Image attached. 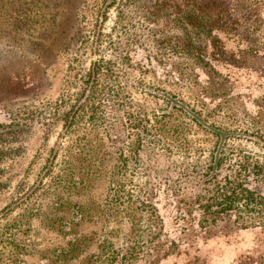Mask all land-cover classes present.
<instances>
[{"label": "rangeland", "instance_id": "1", "mask_svg": "<svg viewBox=\"0 0 264 264\" xmlns=\"http://www.w3.org/2000/svg\"><path fill=\"white\" fill-rule=\"evenodd\" d=\"M94 61L109 68L108 110L76 132L98 135L103 171L69 193L53 181ZM162 90L229 134L223 146ZM245 181L264 195V0H0V264H87L104 239L129 264H264L263 208L240 215L247 229L230 218L207 234L176 218L198 189ZM56 193L93 208L73 233L45 224L62 216ZM74 239L85 249L63 259Z\"/></svg>", "mask_w": 264, "mask_h": 264}, {"label": "trees", "instance_id": "2", "mask_svg": "<svg viewBox=\"0 0 264 264\" xmlns=\"http://www.w3.org/2000/svg\"><path fill=\"white\" fill-rule=\"evenodd\" d=\"M102 63L103 61H94L91 64L85 82L87 94L81 104L76 105V109L69 114L64 123L67 143L64 148L65 157L62 162V174L54 177L53 184L56 185L55 188L65 189L69 193H71L72 190H76V192L79 193L82 189L90 185L93 178H99L103 171L102 158H99L100 156L98 155V153H101V140L98 135L91 129H84L82 132H76L79 130L78 122L81 120L83 113H87L89 118H97L99 115H104L108 110V96L105 92H99L98 90V87L102 85L100 83L102 76H107V70H109V68ZM151 93L167 102V104L183 115L196 121L203 128L209 129L211 133L218 137L220 146H223L224 140L230 136L224 131L221 132L219 130H214L212 127L209 128V126L202 122L201 116L195 108L188 105L183 99L170 95L164 90ZM127 120H129V118H127ZM128 127L137 129V127L131 123L128 124ZM218 167L219 161L217 156H214L209 168L210 171L202 178L200 186L211 182L216 175ZM244 184H246V181L240 182V184L233 183L228 187L222 186L220 191H213L207 197L202 194L205 189L202 187L198 189L200 194H197V192L194 195L196 197L194 198L195 200L193 199L194 203L192 206L186 203L188 206H178L176 208V218L178 220L187 221L188 225L197 226L199 232L202 234L210 232L208 228H210L211 225H215L217 221L230 218H233L236 224L241 221V229H247L251 224H246L248 221L240 215L247 212L254 217L262 216V208L264 211V195L260 193L258 189ZM118 196V189H116L115 193L110 194V199L113 201L110 204L113 208L115 206L124 205L123 200ZM52 208L57 213H62V216L58 215L51 217L50 215H44L45 224L60 232H66L68 229L70 233H73L74 224H77V220L85 219L93 210V208L86 207L85 205L72 203L68 198H64L63 195L59 193H56L54 196ZM31 214L37 215L38 213H34L33 210H30L27 213L24 212L22 215L28 218ZM248 214H246V217H249ZM183 226L186 231L189 230L187 224ZM259 226L260 225H254L252 227ZM81 241L80 239L70 240L68 242V247L60 251L62 258H75L78 253L83 251L85 248H80L83 242ZM130 259L131 255L119 253L112 248L109 241L104 239L100 244L98 256L94 259L91 257L88 258L86 263L129 264ZM257 264L260 263L257 262Z\"/></svg>", "mask_w": 264, "mask_h": 264}]
</instances>
